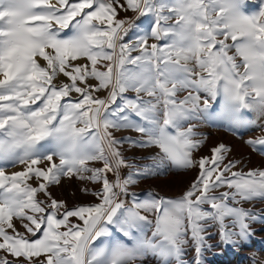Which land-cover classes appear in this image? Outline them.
<instances>
[{"label": "snow or ice", "instance_id": "obj_1", "mask_svg": "<svg viewBox=\"0 0 264 264\" xmlns=\"http://www.w3.org/2000/svg\"><path fill=\"white\" fill-rule=\"evenodd\" d=\"M248 2L0 0V264H203L255 237L264 168L225 143L197 155L198 127L222 124L258 128L244 145L264 156V0ZM189 172L173 196L131 190ZM65 180L94 200L69 207Z\"/></svg>", "mask_w": 264, "mask_h": 264}, {"label": "rangeland", "instance_id": "obj_2", "mask_svg": "<svg viewBox=\"0 0 264 264\" xmlns=\"http://www.w3.org/2000/svg\"><path fill=\"white\" fill-rule=\"evenodd\" d=\"M260 0H249L246 10L251 12L258 10ZM123 15V13H121ZM131 15V13H129ZM138 23L142 28H147L151 23L150 17H142ZM234 51V50H233ZM231 54V53H230ZM185 93H180V97ZM104 95V93H101ZM128 95H132L129 93ZM219 107V101H217L213 106V111L217 110ZM244 115L251 119H256L255 112L245 111ZM257 123H264V117L260 118ZM197 131L202 133L206 137L204 145L201 147L197 155H209V149L219 143H225L232 148V157L243 158L244 166L243 170L247 171L250 168L262 167L264 168V156L259 152H251V150L244 145V140L260 135L258 128L252 126L239 127L232 131L222 124H201ZM135 136V133H125ZM127 148V146H125ZM157 151L156 148L152 149H132L125 150L124 155L129 158L130 161L137 164L148 163L146 159H137L138 157L154 155ZM230 157V158H232ZM91 166L100 167L102 166L99 162L93 163ZM19 170L18 168H7L6 172L11 173L13 171ZM127 169L121 170V175L127 174ZM194 172H189L187 174L181 175H171L168 177H161L160 180H149L146 182H141L138 185L131 187L132 191L139 193L141 196L144 192L151 189L153 192H158L161 195L173 196L174 194L183 190L184 187L193 178ZM112 179L113 177H109ZM167 181V182H165ZM33 183H35L33 181ZM97 187V186H91ZM80 182L77 180L68 181L65 180L60 186H53L51 188L52 194L57 198L64 199L69 207L76 204L89 203L94 200V197L90 195H84L79 191ZM40 198H43L40 194ZM244 207H250L249 203H245ZM256 208H264V201H255ZM154 219V218H153ZM256 229L255 237L243 248L237 249L231 246L225 247L221 245L220 247H213L211 250L206 251L203 256V264H252V259H250L251 254H255L256 262L259 264L261 260H264V222H258L253 225ZM213 233V237L209 240V243H218L217 228L212 227L210 229ZM184 259L186 261H192L194 259V253L191 250L187 251Z\"/></svg>", "mask_w": 264, "mask_h": 264}]
</instances>
